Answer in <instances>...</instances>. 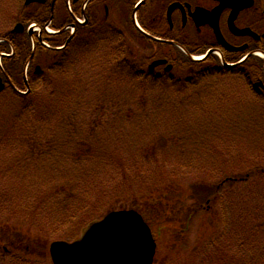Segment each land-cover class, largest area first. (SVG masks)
Segmentation results:
<instances>
[{"label":"trees","instance_id":"trees-1","mask_svg":"<svg viewBox=\"0 0 264 264\" xmlns=\"http://www.w3.org/2000/svg\"><path fill=\"white\" fill-rule=\"evenodd\" d=\"M49 11V7L45 6L25 10L24 20H27V23L34 21L43 24L48 20ZM88 11V24L77 27V34L69 42L64 52L51 53L49 50L39 48V46L36 49L37 54L34 63L41 66L42 69L44 68L41 71H45L47 74L48 92L46 96L36 97L31 90L30 86L34 81V76L37 75L34 74V70H29L28 73L30 83H26L22 77L23 66L30 58L28 40L21 34L1 36L11 42L15 50L13 57L5 59L3 62L7 78L15 89L24 91L29 88L30 92L26 96H22L16 93L14 89L9 88L7 91L9 92L7 94L9 95L8 103H6L8 111L5 115L0 112L2 115L0 117V137L5 145L11 144L8 139L9 130L14 128V122L26 110L28 113H35L37 119L46 125L32 139L28 138L29 152L37 155L39 160L46 151L45 155L53 154V150L60 152L53 158L46 157V160H51L54 164L51 176L62 177L63 181L51 186L48 192L42 196L43 201L50 200L55 195L64 192L66 193L65 199L71 195H76L83 208H86V199H80L81 195L78 193L87 190V188L94 193L97 189L96 199L98 201L94 205L101 210L97 212L99 214L90 217L88 220L101 216L102 211L108 212L126 207L138 210L142 214L147 207L157 215H161V221L155 228L156 234L160 236L161 227L169 228L183 224L174 219L175 216L172 217V215L176 212L178 203L181 204L186 200L193 199L195 200L194 205L186 210H181L179 216L182 217L183 213L186 212L183 232L187 231L189 222L196 215L201 228L197 247L185 255L187 264H264V195L257 199L258 192L254 193L255 198L246 200L244 203V199L236 194L242 190L241 187L254 186L258 182L264 184V166L253 165L245 172L244 176L239 177L233 170L227 168V163L222 164L220 167L223 166L221 169H224L222 171L223 181L220 183L212 182L211 184L208 183L209 179H207L210 176L202 169L203 172L198 171L201 173L194 183V188L183 190L179 185H175L178 182L177 176L174 174L176 172L166 169L162 164L158 165L159 159L162 158L160 154L162 146L174 148V150L169 151L170 159L173 160L175 157L174 160H178L180 163L178 166L181 169H185L183 163L190 162L192 159H198L199 162L205 164L206 168H210L211 163L215 164L211 158L208 161L203 155H197L199 141L196 132L198 130L202 134V130L195 128L188 132L186 121L175 122V118L180 117L181 114L190 110L193 111V105L173 104L172 102H175L174 97L185 93L189 94L188 96L192 94L191 99L193 100L199 99V96L205 99L207 94L215 91L217 86L210 85L212 80L222 82L227 81L225 78L228 80L235 78L239 80L240 78L250 84L252 78H264L261 62L254 63L249 67V70H196L195 67L198 64H192L184 58L177 57L175 59H180L182 62H179L171 73L160 72L150 75L146 70L145 63L139 62L137 59L128 58L125 55V57H121L123 59L120 61V56L126 52V49L120 50L121 54L118 52L120 56L107 57L105 62L111 64L114 70H101V73L107 75V78L101 77L104 80L113 81L115 76L122 75L130 82H126L128 85L125 90L113 91L109 89L107 83H102V89H105V93L112 100L102 99L97 107L91 111L92 114L87 120V113L83 114L85 110H82L79 104L73 103L77 99V84L69 81L64 82L65 76H57L61 70L56 69L65 65L71 55L76 54L80 46L88 44L90 36L97 33V28L100 26L94 13H91L92 10ZM62 24H70V17L64 15L59 25ZM111 30L108 29L109 34L118 36L115 29ZM161 35L160 37L166 38L164 34ZM49 39L52 44L60 42L59 39L52 37ZM120 42L122 44L125 41ZM261 50L264 51V48ZM161 54L163 53L157 52L154 58ZM106 72L109 73L106 74ZM79 83L81 85L85 83L83 77ZM244 88L249 87L245 84ZM57 90L64 94V97L63 94L62 96L60 94L63 98L58 96ZM215 92L219 96L213 98L214 102L212 103L221 106L231 103L221 101L220 96L224 94V90ZM55 96L57 101L53 100ZM226 97L235 101L236 95L234 93L226 95ZM255 98L264 102V95H256ZM40 102L48 104L51 108L49 112L39 110L36 107L32 108ZM205 102L208 103L207 99ZM76 108L82 110L81 115L72 121V113L79 111ZM206 113L208 114V110ZM80 116L86 117L84 123L78 122ZM63 118L65 119L61 124L60 119ZM38 120L34 122L36 123ZM197 122L204 123L202 121ZM53 126H57L59 129L62 127L64 134H55L54 131H51ZM176 129H180L178 134L175 132ZM46 130L51 133L45 135ZM146 131L151 135L145 137ZM190 134H192V138L187 139ZM64 135L66 140L63 141L62 136ZM51 136L55 138L49 142ZM123 146H128V149L122 150ZM174 151L178 153L176 156ZM66 156H71V160L69 158L68 161L61 160ZM60 160L62 168L58 166ZM150 161H154L155 164L153 174L156 176L157 182L154 184L149 181L150 174L145 173V163ZM104 181L111 186L112 192L105 188ZM225 185L226 189L223 193ZM258 189L264 190V187L259 188L258 184ZM232 194H236V196L232 197ZM128 195L129 198L134 199V204L118 207L122 205L119 203L124 201ZM59 201L64 213L74 203L70 200ZM142 203H145V207L141 205ZM39 212V208H35L30 212V218H27L21 211L19 216L15 215V218L7 216L0 221V229L4 230L5 236L6 234L14 235L15 239L12 244L14 245L16 242L15 246H20V251L25 246L28 247L29 251H32L34 238L30 233L34 230L40 234V232H45L47 228L38 221L35 222L36 219H32L31 216ZM170 214L171 216H169ZM88 220H81L80 224L83 226ZM55 235L56 233L52 232L49 239H59ZM69 236L68 233H65L62 236L65 238L60 239L73 240L75 238H66ZM44 240L46 239L44 238ZM44 244L47 242L45 241ZM9 245H11V240H9ZM20 264H24L23 260Z\"/></svg>","mask_w":264,"mask_h":264},{"label":"rangeland","instance_id":"rangeland-1","mask_svg":"<svg viewBox=\"0 0 264 264\" xmlns=\"http://www.w3.org/2000/svg\"><path fill=\"white\" fill-rule=\"evenodd\" d=\"M168 1L170 0H156V2H153L150 6H148V13L146 7L145 10L143 8L139 12L140 18H142L145 11L148 16L152 18L156 16L159 18L162 13L161 10ZM257 1L260 4H263L264 2V0ZM107 2L109 3V7H112L113 10L111 11L107 21L104 19L103 22L102 17L97 19L98 23H104L102 24V28L99 31L97 30L98 32L96 34L90 36L91 38L89 39L90 42L88 44L80 46L76 54H72L71 57L69 56L70 58L66 61L65 65L56 69L61 70L57 76H65L64 82L69 81L73 84H77V99L74 100L73 103L79 104L81 109L85 110L83 114L87 113V120L92 114L91 111L97 107V104L102 99L106 98L108 100H112L105 93V89H102V83H107L109 89L113 91L120 89L125 90L128 85L126 82H130L122 75L115 76V78L118 77V79L114 78L113 81L103 79L107 78V75L102 74L101 70H114V67H112L111 64L105 62L107 57H118L120 56L118 55V52L126 49V52H123V55L120 56V61L123 59H121V57H125L126 55L128 58H134L139 62L145 63L146 66L148 58H151L153 54L155 55L159 51L163 53L165 58L169 59V61L171 60L173 62L171 63L174 66L182 61H180V59H175L177 58L176 55L170 52L173 50L177 55H179L178 58H182L180 57L182 55L177 53L174 49L166 48L163 45L156 43H151L133 33L128 26L131 23V18L126 14V8H122L123 4H121V7L115 6L116 4H119L118 0H111ZM124 2L127 4L124 6H131L129 3L130 0L121 1V3ZM161 2L164 3L161 4ZM58 4H60V2ZM35 8L40 7L29 5L24 8L23 0H0V36L4 34L6 35V33L8 34L14 27L16 28L18 24L25 25L27 20H24L26 14L24 11L29 9L33 10ZM58 9H61L60 5L58 6ZM22 16L23 18H21ZM244 21L257 28H261L263 25V23L260 24L258 21L255 22L253 18L248 16ZM161 27L163 26L156 25L153 28L155 32L166 30V28L165 30H160L159 28ZM108 29H115L118 32V36L109 34ZM185 30H187V33H184ZM185 30H183V35L188 37L185 44L190 45L191 48L196 35L190 28ZM173 33L170 37H173ZM21 35L24 36V34ZM176 37L180 40L183 38L181 34ZM122 40L125 42L121 44L120 41ZM119 53L121 54V52ZM254 62L257 61H250L242 68L244 70H249V66H251ZM103 63L105 64L103 65ZM41 70H44V68L34 71L36 74L38 72L39 73L34 76V81L30 86L36 97H41V95L46 96L48 92V85H46L47 74L45 71ZM108 73L109 72H106V74ZM82 77L85 81L83 85L79 83ZM225 80L227 81L218 82L216 80H212L210 81V85H217L215 87V91L224 90V94L220 96L221 101L231 103H227L222 106L217 103H212L214 102L213 98L219 96L215 91L208 93L205 97L208 103H206L205 99L201 96H199L200 100L198 98L193 100L191 99L192 94L188 96L189 94L185 93L175 96V102H172L173 104L182 103L193 105V111L190 110L187 111V113L181 114L180 117L175 118V122L186 121L188 124V127L186 128L188 132H191L195 128L202 130V134L204 136L198 130L196 132L197 139L199 141L197 155H203L208 161L211 158V161L215 163H211L210 168H206L205 164L199 162L198 159H192L190 162L185 164L183 163V168L185 169H181L178 166L180 164L178 160H174L175 157H173V160L170 159L169 151L174 150V148L162 146L160 148L162 158L159 159L158 165L162 164L166 167V169L175 171L176 173L174 174L178 179V182H176L175 185H179V187L183 188V190L194 188L196 179L200 176V173L203 172L201 171L202 169H204V172L210 176V178L207 179H209L208 183L211 184L212 182L220 183L223 181L222 171L224 169H221L223 166L220 167L222 164L225 165L227 163V168L233 170V172L238 174L239 177L244 176L245 172L253 165L260 167L264 166V102L256 99L254 94L247 91L248 89H251V83L258 82L259 80L256 81L252 78L250 84H247L246 81L241 79L238 80V78L229 80L225 78ZM261 81L264 84V80H260V82ZM30 82L31 81H29V83ZM244 82L249 88H244ZM256 85H258V83H256ZM57 91L58 96H60V94L62 96L63 93H60L59 90ZM234 93L236 95L235 101H232V98L226 97V95ZM7 94H9L7 91L0 94V112H2L3 115L7 114L8 111L6 103H8L9 95ZM67 94L68 92L65 93V98L67 97ZM262 94H264V92ZM53 100L57 101L56 96ZM33 107H36L39 110H44L45 112H49L51 109L48 104H43L42 102L35 104L32 108ZM76 109L79 111L72 113V121H74L75 117L81 115L80 112L82 110L80 111V108ZM207 110L208 114L206 113ZM39 114L41 113L39 112ZM1 116L2 115L0 114V117ZM64 119L65 118L60 119L61 124ZM35 120H38L37 115L33 112L28 113L25 110V113L20 114L18 120L14 122V128L9 130L8 139L11 144L5 145L4 141L0 137V221L2 218L7 216L15 218V215L19 216L21 211L24 213V216L30 218V212L35 208H39L40 212L31 217L32 219H36L35 222L38 221L41 225H44L47 228L45 232H40V234L34 230L30 233L34 238L32 251H29L27 246L20 251V246H15L16 242H14V245L12 244L15 239L14 235L6 234L5 236L4 230L0 229V264H18V262L20 264L22 260L24 264H51L49 258V246L51 243L57 240V242H71V240L60 239L65 238L62 237L65 233L70 235L66 238H78L85 226L92 221L88 219L99 214L97 212L101 210V208L94 205L95 202L98 201L96 199L97 189L94 193L89 188L78 193L81 195L80 199H86V208H83L81 201H78V197L76 195H71L65 199L66 193L64 192L55 195V197L50 200L47 199L46 201H43L42 196L48 192L51 186L56 185V183H61L63 178L51 176V170L54 164L53 161L46 160V157L53 158L60 152L53 150V154L45 155L47 153L46 151L45 154L41 155V160H39L37 155L29 152L30 150L28 149L27 143L28 138L32 139L33 136L38 134L39 130L46 127V125H44V123L40 120L36 123L34 122ZM85 121L86 117L82 118L80 116L78 118V122L80 123H84ZM197 121H202L204 123L200 124ZM60 128L61 129L57 126H53L51 131H54L55 134L63 135L64 130L62 127ZM179 130L180 129H176V134H178ZM48 133L50 134L51 132L46 130L45 135ZM150 135L151 134L146 131L145 137ZM54 138L55 137L51 136L49 142H52ZM190 138H192V134L187 137V139ZM62 139L63 141L66 140V136H62ZM126 149H128V146H123L122 150ZM173 153L175 156L178 154L177 151H174ZM68 158L71 160V156L63 157L61 160L68 161ZM37 159L39 161H36ZM61 160L58 163L60 168H62ZM49 169L50 171H47ZM154 169V161L145 163V173L150 174L151 177L149 181L151 184L157 182V178L153 174ZM258 184L259 188L264 187L263 183L258 182L254 186L249 185L248 187H241L242 190H239V193L236 194L240 195L244 199V203L246 200L254 199V193L257 192V199H260L264 195V190L258 189ZM104 186L107 190L112 192L111 186L107 184L106 181H104ZM225 189L226 185L223 188V193H225ZM236 194H232V197L236 196ZM129 197V195L126 196V201L124 200L119 203L122 205L118 207L134 204V199ZM59 200H70V202L74 203L73 205H70V208L66 211V213H64L63 210H61L62 204ZM106 200V202H108V199ZM194 203L195 200L193 199L186 200L181 204L178 203L176 206V212L172 215V217L175 216L174 219L181 221L183 224H178L169 228L161 227L160 236L156 234L155 228H157V224L161 221V215H157L154 211H152V209L145 207V203L141 204L145 207V211H143L142 214L140 213V215H142L144 221H146L145 223H148L151 227L153 238L156 243V253L153 264L188 263L185 259V255H188L192 249L197 247L198 240L201 236V228L196 215L192 217L188 224L187 231H184V233L182 228H184V221L187 216L186 212L183 213L182 217L179 216L181 210H186L188 207L191 208ZM204 203L205 201L203 204ZM122 209L129 210L130 208L125 207ZM136 211L139 212L138 210ZM108 212L102 211V214L100 215L103 216ZM101 216L94 219L98 220ZM169 216H171V214ZM170 219L172 218L170 217ZM81 220L88 221L82 226L80 224ZM52 232L56 233L55 236L59 239H49ZM3 238L5 239L2 241ZM44 238L46 240H44ZM9 240H11V245H9ZM45 241L47 244H44Z\"/></svg>","mask_w":264,"mask_h":264},{"label":"water","instance_id":"water-1","mask_svg":"<svg viewBox=\"0 0 264 264\" xmlns=\"http://www.w3.org/2000/svg\"><path fill=\"white\" fill-rule=\"evenodd\" d=\"M247 1L246 7L251 5V0ZM33 2L41 3L39 0H25V5ZM221 9L223 6L213 14L215 22L211 25L215 33ZM235 14L236 11L233 12ZM236 32L258 39L248 30ZM216 36L219 37L218 34ZM3 89L0 80V93ZM154 254L155 242L151 231L142 217L132 210L105 214L100 220L88 224L81 236L72 243L54 242L49 247L51 264H152Z\"/></svg>","mask_w":264,"mask_h":264},{"label":"flooded vegetation","instance_id":"flooded-vegetation-1","mask_svg":"<svg viewBox=\"0 0 264 264\" xmlns=\"http://www.w3.org/2000/svg\"><path fill=\"white\" fill-rule=\"evenodd\" d=\"M151 1L156 2V0ZM163 3L164 2H161V4ZM173 3H180L183 5V9H175L171 14L172 23L171 26L168 27V30L170 32H174L173 39H175V37L180 34L184 38H187L186 35L181 33V30L190 28L196 35L195 39L193 40L194 42L192 44L191 51L200 52L206 48V51L209 52L207 59L211 58V55H214L211 53L212 51H219L222 54V59L226 60H233L242 54L228 52L225 50L224 47L217 42L212 26L209 25L212 22L209 14L210 11L214 10L218 6H227L226 8L232 7L237 9L242 5L239 0H178L171 2V4ZM103 5L104 7L108 6L107 2H104ZM226 8L219 13V18L216 23L218 26V29L216 30L217 32L219 31L224 42L234 48H239L246 45V49L249 51V53L256 49H260L262 46L261 40L253 41L252 39L246 37H237L230 33L227 27V19L229 17L230 11L226 10ZM247 16L253 18L255 22L258 21L260 24H262V4L258 3L257 0H253L252 7L240 11L236 17V20L234 21L235 28H248L252 32L260 35L261 32L264 31V25H262L261 28H257L249 23H246L244 20Z\"/></svg>","mask_w":264,"mask_h":264}]
</instances>
